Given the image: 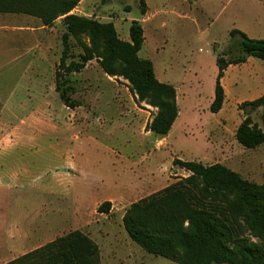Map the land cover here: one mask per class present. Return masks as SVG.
Segmentation results:
<instances>
[{
	"label": "rangeland",
	"instance_id": "rangeland-1",
	"mask_svg": "<svg viewBox=\"0 0 264 264\" xmlns=\"http://www.w3.org/2000/svg\"><path fill=\"white\" fill-rule=\"evenodd\" d=\"M146 2L145 14L139 0H82L80 12L112 21L126 40L134 20L143 25L139 55L151 59L158 79L179 93L180 124L163 145L158 140L167 135L146 128L157 108L137 103L128 81L107 75L96 59L66 75L80 105L62 101L56 71L64 50L63 21L54 30L52 64L39 88L25 87L32 72L24 74L21 66L6 64L11 57L0 56V255L14 251L12 261L80 230L100 246L101 264H178L145 251L123 224L133 202L190 174L174 158L199 161L205 155L204 165L222 163L249 181L264 182V143L248 149L236 139L244 118L239 105L264 94V59L251 56L231 66L221 113L209 108L217 53L235 42L233 28L264 38V0ZM70 40L68 62L79 59L89 37ZM253 119L262 126L261 109ZM205 136L217 144L223 137L225 146L205 151ZM106 200L113 208L101 213L98 206Z\"/></svg>",
	"mask_w": 264,
	"mask_h": 264
},
{
	"label": "trees",
	"instance_id": "trees-1",
	"mask_svg": "<svg viewBox=\"0 0 264 264\" xmlns=\"http://www.w3.org/2000/svg\"><path fill=\"white\" fill-rule=\"evenodd\" d=\"M82 0H0V12L24 13L52 25L63 17L64 50L56 71V90L70 107L72 80L66 75L82 71L96 59L111 77H122L136 102L147 101L157 108L147 130L167 135L179 115L177 90L160 81L154 62L139 55L146 36L143 25L134 20L130 39H122L112 21L72 12ZM143 14L146 0H139ZM89 37L79 59L68 62L71 37ZM235 39L217 53V74L210 111L218 113L226 92L222 79L230 65L245 63L249 57L264 59V38L250 37L239 28L230 31ZM244 118L236 129L237 141L248 149L264 143V94L239 105ZM261 109L262 126L253 119ZM173 163L190 172L181 180L145 198L133 202L123 215L129 237L151 254L178 264H264V182L243 178L222 163L204 165L200 161L174 158ZM112 202L106 200L98 211L108 213ZM250 231L259 241H252ZM99 245L87 234L74 230L5 264H101Z\"/></svg>",
	"mask_w": 264,
	"mask_h": 264
},
{
	"label": "crops",
	"instance_id": "crops-1",
	"mask_svg": "<svg viewBox=\"0 0 264 264\" xmlns=\"http://www.w3.org/2000/svg\"><path fill=\"white\" fill-rule=\"evenodd\" d=\"M81 2L72 12L79 14V15H85L84 13L80 12ZM62 21H63V17H59L52 25H46L40 18L32 16V15H28L24 13L0 12V56L2 59H5L7 56L11 57V59L8 62L6 61V64L9 65V64L15 63L17 64V66H21L24 74H26V72L28 71L32 72L33 74L32 77H29L27 80V83L30 85L27 84L25 85V87L30 86L32 88L33 87L39 88L42 85V83H44L46 71L49 69L48 68L49 65L52 64L51 47H52V41H53L52 38L54 36V30L56 29L57 24L61 23ZM63 30L64 31L66 30L65 24L63 26ZM247 61H249V58ZM231 66H234V65H230L227 68V70L225 71V75L222 79V83L224 85L225 92H226L225 102L228 99V92L225 86V78ZM177 95H178L177 101H179V93ZM213 98H214V92H213V96L211 100H213ZM255 98L257 97H254L252 99H255ZM252 99H248V100H252ZM221 111L222 109L218 113H215V114L219 115ZM180 112L181 111L179 108V115L177 119L175 120L167 136L161 138V140H158V143H160V145H163L166 143L168 136L172 133V131H174L176 126L180 124L179 123V120L181 117ZM205 137H206V139L204 138L205 143H206L205 151H208V150L212 151L216 147L222 148L223 146H225L224 144H221L224 142V139L221 136H220L221 137L220 140L222 142H220L219 144L210 141L209 139H207V136ZM199 161L205 162L207 161V158L205 157V155H203L200 157ZM15 177H16V174H15ZM79 210L81 211V208ZM32 244L33 243H31V245ZM13 252L14 251H10V250L1 252L0 258L2 259H0V263H7L8 261H11L12 257L10 258V256H13V254L15 253Z\"/></svg>",
	"mask_w": 264,
	"mask_h": 264
}]
</instances>
